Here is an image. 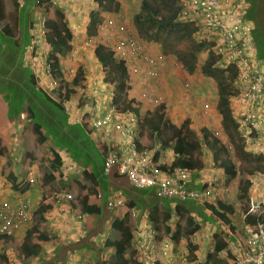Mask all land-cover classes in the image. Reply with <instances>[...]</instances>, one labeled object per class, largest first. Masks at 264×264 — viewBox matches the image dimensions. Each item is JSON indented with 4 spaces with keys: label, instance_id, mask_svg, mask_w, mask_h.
Masks as SVG:
<instances>
[{
    "label": "trees",
    "instance_id": "1",
    "mask_svg": "<svg viewBox=\"0 0 264 264\" xmlns=\"http://www.w3.org/2000/svg\"><path fill=\"white\" fill-rule=\"evenodd\" d=\"M93 3L95 5L89 9L88 20L85 25V32L89 35L95 33V26L99 21L100 12L115 11L119 8L118 0H93ZM24 5L25 2L20 6V9H22ZM33 7L35 11H38L39 4L35 3L34 0ZM177 9L176 0H140L139 10L133 14L134 25L138 32L137 36L159 42L165 51L175 54L178 61L188 72H193L197 68L198 53L206 49L207 55L199 68L203 74L212 78L216 84L217 99L215 108L220 117L222 131L229 145L223 143L222 140L206 126L200 128V136H198L189 126V117H185L179 125H176L166 118L165 104L162 102L151 109H146L145 112L141 114L140 129L142 126L148 128L151 136L154 135V133L158 135V141L162 146H171V151L173 152V158L170 161L171 166L179 165L196 170L202 167L203 162L199 159L198 155L200 150L203 149V145H206L211 152L210 155L213 166L215 168H221L225 176L223 182L226 184L238 174V167L241 163L246 166L250 165L251 168L241 170L242 178L238 181L236 186L238 192L237 198L242 201L244 205L245 200L248 199L246 195L248 186L250 185L249 176L255 171L264 172V166H255V164L252 165L251 163L264 160V155H254L246 149V143L240 136L238 130L237 120L232 114L230 98L237 94V89L234 85L237 76L236 69L234 66H230L228 69L224 70L216 65L217 57L211 47L212 43L206 39L195 38L194 26L191 23L175 19L177 16ZM63 13L64 12L59 7H45L44 44H46L48 49L46 53L52 77L55 80L58 79L53 90L57 99L44 92L40 87H37L36 91L38 94H42L56 109L64 112L68 120V114L64 109L63 102L69 100L71 95L75 92V86L80 84L83 80L84 72L82 67L78 66L74 76L70 80H66L60 68L59 54L72 47V33L64 19ZM5 17L3 0H0V29L3 34H9V26L4 22ZM242 18L244 19V16ZM170 35L175 37L179 42H184L186 44L185 48L167 49V39ZM25 48L27 49V47ZM94 54L101 64V72H103L104 81L113 89V95H109L110 101L108 105L114 104L119 110L129 109L138 113L140 101L138 98L129 96L131 83L124 60L116 58L112 50L102 42L95 44ZM29 73V81L34 87L35 73L31 70ZM27 95L28 98L22 99L23 108L21 111L16 112V114H12L11 103L0 95V157L4 156L9 150L8 133L5 131L6 121H11L13 118L22 120L21 114L27 112V118L32 121L33 131L36 133V142L41 144L48 140L50 144L49 153L46 154L42 160L39 159L35 161V164L38 166L39 163L44 160L45 165L50 169L49 172L43 174L41 182L42 184H48L53 181H59L62 177L61 171H59L61 159L54 150L57 146L53 138L56 137L57 139L60 134L63 135V139L74 138V133L65 131L59 126V121L51 120V118V121L49 120L48 122L49 124L46 123L43 116L44 110L41 109L39 105L41 97L39 98L38 95L34 96V94L29 93H27ZM29 101L33 104L37 102L35 108ZM1 110L6 112V120L3 119ZM51 122L57 124L56 129L50 126ZM69 123L79 125L81 129L87 133V139L84 138V140L86 139L85 141L83 140L80 142L77 139L72 140L73 146H76L77 149H74V151L72 150L71 153L72 160L79 162L80 166L84 167V169H82V175L86 182H88V184H81V195L78 199V204L80 210L84 213L86 224L84 236L81 240L82 244L84 243L83 245L90 246L94 251V260L96 264H142L135 256V248L132 247L133 230L130 227L131 224L127 220L129 217V210L124 211L121 217H113L110 221L109 232L102 246L110 249V252L105 258L101 259L99 256L101 248L96 247L93 243H86L100 231V224L106 216L107 212L102 201L104 197L103 192H107L108 186L114 190L121 189L122 184L116 181L115 177H118V175L113 169L107 174L102 173L103 147L88 136L90 129L86 126V123H73L71 121ZM163 130H165V133ZM141 142L144 143L142 136ZM59 143H61V141L58 142V145ZM85 145L88 146V152L85 151ZM51 147L54 148L52 149ZM58 147V149L61 148L60 145ZM92 147L96 150L98 160H100L97 166H94L91 161L93 156H91L92 153L90 154V148ZM231 152H233V158L231 157ZM84 153L88 154L89 160L84 158ZM234 160H238L237 165ZM108 177L110 178L108 179ZM6 179L9 180L14 190L26 187L25 180L16 182L11 172L6 174ZM162 202L164 203V208L160 211L157 210L156 202L151 204L148 210V220L151 222L152 229L154 230L159 229V222H161L163 232L166 234L169 233L170 238L174 241L179 239L181 233L179 219H183L184 221V229L182 232L185 237L199 228V222L195 220L193 214L190 212H194L204 219L205 222H209L210 224L213 223L215 219L229 224V216H231L233 212L230 204H223L220 201H216L215 206L205 202L197 203V201L194 200L175 201L173 208L169 207L168 201L162 200ZM125 203L124 206L126 209L136 205V202L132 198L127 199ZM203 207L210 211L209 215L204 214L202 211ZM50 208L51 201H43L38 209H36L35 213L40 215L43 211ZM171 211L177 215V220L173 229L170 228L168 222L171 218ZM245 212L246 209L244 211L243 220L248 226H252L257 221H264V213L257 216L253 213ZM228 227H230V224ZM212 236L214 238L212 249L205 254L203 264H231L229 262L230 254L228 252L226 253V259H222L219 256V253L226 247L225 241L216 233H213ZM5 240L6 238L0 237V261L2 263L7 262L5 255L6 250L3 247V243L6 242ZM48 240L49 236L42 232L37 227V224L34 223L33 226L29 227L24 232L17 248L14 250V256L26 262L27 258L34 256L38 252L39 242ZM80 242L72 243L65 247V249H72L71 251H74L80 247ZM185 245L190 255L189 258L191 260L195 259V254L193 252L196 245L189 239L186 240ZM63 248L62 251H64ZM57 259L58 258L42 264H54ZM195 264L201 263L195 262Z\"/></svg>",
    "mask_w": 264,
    "mask_h": 264
},
{
    "label": "rangeland",
    "instance_id": "2",
    "mask_svg": "<svg viewBox=\"0 0 264 264\" xmlns=\"http://www.w3.org/2000/svg\"><path fill=\"white\" fill-rule=\"evenodd\" d=\"M58 1L57 3L51 4L50 8L57 7ZM73 1L74 0H72V2ZM118 1L119 8L115 11L112 10V12H109V14L114 18V20L119 21V23L125 24L127 28L134 32V34L137 36L138 32L137 28H135L134 25L133 14L139 10L140 0ZM242 1L245 5L243 8V16L250 25L251 36L254 41L253 44L257 49L256 52L258 51L257 57L260 59H264V0ZM60 2H62L63 7L69 1L61 0ZM78 2L81 1L75 0V4L73 5L71 3L70 8L68 9L73 10L74 7H76L75 12H77L82 8V6L77 4ZM32 4L33 0H25L24 7L20 9L18 3L15 0H3L4 13L6 15L4 22H6V24L9 26V34H3L0 30V90L3 94L2 96L11 103L12 114H16V112L21 111V109L23 108L22 99L28 98L27 93L34 94V96L38 95L39 98L41 97V102L39 101V105L40 108L44 110V121L48 123L50 118L51 120L59 121L60 127H62L65 131L74 133V138L71 137L63 139L62 134H60L57 139L56 137L53 138L54 143L57 146L55 148L58 149V146L60 145V149L67 154L66 155L62 153L61 151V155L68 157L70 161L73 162L74 160H72L71 153L72 150L74 151V149L77 148L76 146H73L72 140L77 139L78 141L82 142L84 138L87 137V133L83 131L79 125L69 123L64 112L56 109L43 97L42 94H38V92L36 91V88L40 87V89H43L44 92L56 98L53 90L55 82H57L58 79L53 82L50 77L43 75L42 71H38L36 74L30 67H27L24 64V58L26 57L25 47L29 41L30 23L31 25L35 24V17L37 14ZM81 15H85L84 10L82 11ZM77 27L80 31L74 33V41L72 43V46L74 44V48L76 49V51L73 52L71 49H69L63 52L64 55L67 54L66 57L62 58V69L64 72L63 75L65 78H71L77 72V67L81 66L82 70H85L84 74L86 73L90 74L91 76L93 75L98 79V83L88 84L87 79L83 78V80H85V83L83 84L82 80V85L80 83L76 86L75 92L69 99L73 102H76V100H80L81 103H78L77 106L78 108L80 107L81 110H85L84 117L93 114L96 116V114H100V110H104L106 106H108V102L110 101L109 95H111V88L106 82H104L103 72H101L100 64L93 56V44L97 43V38L100 41L99 36L96 39L95 37L91 38L86 36L83 31V23H79ZM137 37L142 41L147 52H161L164 56V65L161 68L160 75L157 79L150 80L149 86L158 96L160 102L164 103L165 108L168 109L166 110L168 118H170L175 124H178L185 117H189V126L195 131L196 134H198V136H200V128L206 126L211 130V132L217 135L223 143L229 145V142L224 132L222 131L220 117L215 108L217 99L216 84L212 78L203 74L199 68L200 64L203 62L207 55L206 49L198 53L197 68L193 72H188L178 61L175 54L173 52L165 51L159 42L155 40L145 39L139 36ZM185 46L186 44L184 42H179L172 35H170L167 39V49L169 48L171 50L173 48H185ZM28 68L35 73V88L29 81L30 70ZM84 76L85 75H83V77ZM144 85L141 87H145ZM141 87L138 88L137 86H135V89H133L134 91H132V93L130 92V96H141V94L143 93V88ZM100 88H102V90H100ZM138 100L140 101V108L138 112L139 117H141V114H143L146 109H151L156 106L148 99L141 98V100ZM36 103L37 102L33 104L30 102V104H32L34 108ZM204 103H208V107L206 110L204 109L205 107H203ZM28 119L29 118L26 117L24 120V125H21V136L19 137V139L18 136L16 137L19 141H16V144L14 145L10 144V152H14L13 155L10 156L11 160L9 161V163L6 162V165L4 164V162H0V166H2L0 170V185H6L9 183V180L6 179V174L8 173V171L11 172V174H13L15 177L19 178L20 176H23L24 179L25 177H28L27 174L29 172L27 173V171L32 165L34 167V170L30 169V171L32 172V176H34V174L38 172L39 179H41L44 173L49 172L48 166L45 165L44 160L43 162H40L38 166H36L37 164H35V161L39 159L42 160L50 149L49 141L47 140L41 144H38L36 142V133L32 129V121H29ZM50 126L53 129L57 128V124H54V122H51ZM140 132L144 139V143L149 148L153 149L156 155H161L163 160L166 159L165 161H169L173 157L171 146H162L158 141V135L156 133L151 136L150 130L143 126L141 127ZM163 132L165 133V130H163ZM19 133L20 132H18V134ZM88 136L90 137L89 132ZM60 141L61 143H59L58 145V142ZM246 147L252 153H257L256 147H254L253 145L247 144ZM85 151L88 152V146L86 145ZM91 153V156H93V159L91 158V161L93 162L94 166H97L100 163V160H98L96 150L93 147L90 148V154ZM210 153L211 152L209 148L206 145H203V149L200 150L198 155L199 159L203 162V165L197 170H201V172L203 173L201 175L202 177H207L214 183L212 184V198L210 202H215L219 197L224 203L226 202L233 204L235 212L233 215L229 216V224H231L232 226L234 225L233 227L236 228L237 232H240L243 226L246 225L243 220V215L247 207V199L245 200V204L243 205V202L237 198L238 192L236 186L238 184V181L242 178L241 170H246V168H251V166H246L245 164L241 163V165H239L238 167V174L233 178V180H231L230 184H226L223 182L225 176L222 175L220 170L213 167ZM84 158L89 160L87 153H84ZM235 164L237 165L236 161ZM251 164H255V166H264V160L254 161ZM64 168L67 169L69 167L66 168L64 166ZM75 168H77L75 169V171L72 169H67L69 175L67 176L65 174L64 180L55 181L49 184V186L43 187L42 193H44V196H46V198H51L53 201V195L58 191L70 193L72 198L70 202L66 204L68 205V208L69 206L72 208L71 211H73L74 209L75 211H77V213L80 214L81 210L78 204V199L81 195V184H88V182H86V180L84 179L81 171V166H79L77 162H75ZM70 172L72 173L70 174ZM109 178L110 177H108V179ZM39 179L37 184L39 183ZM249 179L250 185L248 188L250 189L249 193L251 194V190L254 185L253 182L260 180V177L256 173H254L252 176H249ZM118 180L123 184L122 188L125 190V195L134 199V201L136 202V205L132 206L134 212H131V207L126 209V207L124 206V204H126L125 202H127L126 199L123 200L120 196H113V194H111L109 196L110 203L108 204L110 208L108 209L109 212L106 210V212H108V215H106V219H110V217H121L124 211L129 210V217L127 220L131 224L130 227L133 230L132 247L135 248V256L137 258L141 257L144 259L143 252L139 248H137L138 244L142 243L143 245L148 246V248L145 249L146 253H148V256L156 258L158 261H162L163 264H177V251L188 252L185 242L189 239L196 245V248L193 252L195 254V259H193L194 263L200 262L201 264H203L205 254L211 251L212 244L214 242L213 236L209 234L211 230L213 229V232L218 234V236L226 242L230 239L229 234H232L233 231H235L230 230V228L225 223L217 221V219H215V221L211 224L209 222H205L204 219L192 212L195 220L199 222V228L192 234H189V236L185 237V235L183 234L182 230L184 229V221L183 219H179L181 233L177 241H174L172 238H170L169 233L166 234L163 232L161 222H159V229L154 230L156 233L155 237L151 239L147 235V229H149V227L152 228L151 222L148 221L149 226L142 227L139 221L141 218L146 216L145 212L150 209L153 202H156L157 207L158 202H162V200L164 199L158 197L155 194L153 187L151 186L143 188L132 187L125 175H120L118 177ZM25 183L26 188L28 187L30 189H37L36 184H34L35 186L28 185L26 180ZM260 185L261 186H259L257 189V191L260 193L258 197L264 199V184L260 183ZM108 191L109 190H107V192H103V205L104 203H106L105 199ZM11 196L12 195L3 194L0 195V198H5V200L9 201L12 200ZM247 196L248 195H246V197ZM166 201L169 202V205L171 204L169 200ZM203 209L205 208L203 207ZM202 211L204 212V214H207L204 210ZM69 213L71 214L72 212ZM173 215V218L168 221L171 229L174 228V224L177 220V215L174 214V212ZM67 217L71 218L72 216L68 214ZM37 223H39V221ZM101 225L102 223L100 224V228ZM107 232H109V227L107 228ZM95 238L97 239V242L102 241V237L97 236ZM163 238H169L171 240L170 246H172V249L171 251L169 250L168 253L172 254V260H170L169 262L159 257L158 246L161 239ZM10 240L11 241H6L3 245V247L6 248V251H8L10 259L6 263H2L0 261V264H26L25 261H22L14 256V250L18 246L17 242L19 240V237H12V239ZM63 250H65V247L63 248ZM103 250H106L105 253H102V255L104 256L103 258H105V256L110 252V249L103 247ZM226 253L227 251L224 252L223 250L220 257L222 259H226ZM58 255H60V257H63V254L61 255V252L58 253ZM94 255V251L90 250V252L87 253V258L84 259L82 257V259H78V256H75L73 261H77L71 264H96ZM188 256L190 255L188 254ZM67 262H70V260Z\"/></svg>",
    "mask_w": 264,
    "mask_h": 264
},
{
    "label": "built area",
    "instance_id": "3",
    "mask_svg": "<svg viewBox=\"0 0 264 264\" xmlns=\"http://www.w3.org/2000/svg\"><path fill=\"white\" fill-rule=\"evenodd\" d=\"M57 1L34 0L39 7L35 24L30 27V40L24 59L26 66L35 73L42 71L53 82L55 79L52 77L47 53L42 51V47L47 49L44 44L45 7H50ZM176 4L178 9L175 19L191 23L195 38L206 39L212 43L211 47L217 57L216 65L224 70L230 66L235 67L237 76L234 85L237 94L230 98V104L234 103L236 110L232 112L246 145L256 147L257 153L254 154L264 155V59L257 57L250 25L242 18L245 6L243 1L176 0ZM97 34L99 42L110 48L116 58L124 60L130 83L138 84L142 80L140 83L146 84L138 98L158 104L160 100L150 88L149 81L160 75L164 65L162 53L147 52L134 32L125 24L114 20L111 15H105L99 20ZM109 87L112 95V87ZM77 104L78 102L71 100L63 102L70 121L85 122L95 141L102 145L103 173H108L113 168L115 173L125 175L132 187L151 186L155 194L163 199L194 200L200 203H208L211 199L213 181L199 179L196 186L187 185L195 169L171 166L170 161L160 160L153 149L141 142L137 112L119 110L114 104H109L103 113L84 117L85 110L78 108ZM203 107L206 110L208 103H204ZM254 173L264 183V172ZM28 181L32 184L34 179L30 178ZM53 196L55 201L69 202L72 198L70 193L62 191L54 193ZM131 212H134L133 207ZM245 213L257 216L263 214L264 199L260 203L249 201ZM31 221L32 209L29 200L0 201V237H13L18 229L29 225ZM147 231L149 238L153 239L156 234L154 229L149 227ZM170 245L171 240L163 238L158 246L159 257L167 262L172 260V254L168 253L172 249ZM137 248L143 252L145 264H163L162 261L148 256L145 251L147 245L139 243ZM225 251L230 254L231 264H264V221H257L252 226L244 225L239 236L226 242ZM221 254L222 251L219 256ZM177 261V264H195L187 251H177Z\"/></svg>",
    "mask_w": 264,
    "mask_h": 264
},
{
    "label": "crops",
    "instance_id": "4",
    "mask_svg": "<svg viewBox=\"0 0 264 264\" xmlns=\"http://www.w3.org/2000/svg\"><path fill=\"white\" fill-rule=\"evenodd\" d=\"M15 1L18 3L19 8L25 2V0H22V1L21 0H15ZM60 1L61 0L58 1V4H57L58 6L57 7H59L64 12L63 13L64 14V19L66 20L67 25H68L71 33H72V37H71L72 43L74 41V39H73L74 33L80 31L78 29V27H77V25L79 23L80 24L83 23V31H84V34L86 36L91 37V38L92 37H95V39L99 36V34H97L99 21L97 22V24L95 26V33L89 35V34H87L85 32V25H86L87 20H88V11H89V9L91 7H93L95 5L93 3V0H80L81 2H78L77 4L80 5V6H82V8L79 9L77 12H75L76 11V7H74L73 10L72 9H70V10L68 9V8H70L71 3L73 5L75 4V0L73 2H72V0H68L69 2L67 4H65V6H63V7H62V2H60ZM83 10H84V14L85 15H81V13H82ZM109 12H112V11H102V12H100L99 18L101 19L105 15H110ZM14 39H15V37H14ZM98 42H99V39L97 38V43ZM94 46H95V44H93V49H92L93 56L97 60V58H96V56L94 54ZM74 47L75 46L73 44V46L71 47V50L73 52L76 51V49ZM42 48H43V50H42L43 52L46 51V47L43 46ZM25 54H26V52H25ZM66 55L67 54L64 55L63 53L59 54V58H60V68H61L62 72H63V69H62V64H63L62 58L63 57H66ZM97 62L99 63L98 60H97ZM100 67H101V64H100ZM83 72H85V70H83ZM84 75L85 76L83 78L87 79V83L88 84L89 83H91V84L98 83V79L95 78V76H93V75L91 76L90 74H86V73ZM71 78H65V79L66 80H70ZM141 81L142 80H139V83L138 84H137V82H135L134 84H131V89L129 91V96H130V92L132 93V91H134L133 89H135V86H137L138 88H140L141 86L144 85L143 83H140ZM82 83L84 84L85 83V80H83ZM82 83H81V85H82ZM75 89H76V86H75ZM92 92H94V91H92ZM0 95H3L2 92H1V90H0ZM133 97L138 98L139 96L138 95H135ZM76 102L81 103L80 100H76ZM230 106L232 108V111L234 110V112H235L236 107H235L234 103H231ZM233 107H234V109H233ZM166 110H168V109L165 108V111ZM104 111H105V109L104 110L102 109V110H100V113H103ZM25 113H26V115H25ZM165 114H166V118H168L167 112H165ZM232 114H233V112H232ZM1 115H2L3 119L6 120V112H4V111L1 110ZM21 116H23L22 117V120H19L17 118H13V120H11V121H8V120L6 121L5 131L8 133V146H9V150H8V152L4 156L0 157V162H4L5 165H6V162L9 163V161L11 160L10 159L11 158L10 156H12L13 153H14V152L13 153L10 152L11 151V145L16 144V141H19V140H17L16 137L18 136V139H19V137L21 136L22 130L20 128H21V125L22 126L24 125V120L27 117V112H23L21 114ZM168 119L170 121H172L170 118H168ZM28 120L30 121V119H28ZM68 121L70 122V117L69 116H68ZM181 122H182V120L178 124H176V125H179ZM32 129H33V125H32ZM18 132H20V133L18 134ZM89 134H90V132H89ZM90 138L94 142H96L95 139L93 138V136L91 134H90ZM11 141H12V143H11ZM51 148L53 149L54 147H51ZM55 150H56V152L58 153V155H59V157L61 159V165L59 167V171H61L62 177H61L60 180H64L65 179V174L67 176L69 175L67 169L68 170H71L72 169L74 171H75V169H77V168H75V162L76 161L75 162L74 161L71 162L68 157L61 155L62 153L66 154L61 149L55 148ZM49 151L50 150H48V152L46 154H48ZM61 151H62V153H61ZM158 158L160 160L163 159L161 157V155H158ZM172 158L169 161H171ZM77 163L80 166V163L79 162H77ZM64 166L66 168L67 167H69V168L65 169ZM30 169L31 170H34L33 165L29 167V169L27 171V173L29 172L27 174L28 177H25V179H24L23 176L22 177L20 176L19 178H17L13 174L12 175H13V177H14V179H15L16 182H19L21 180H26V182H27L28 185H34V184H36L37 185V189H30L28 187L27 188L26 187H23V188H21L19 190H14V189H12V187L10 185V182L8 184H6V185H3V184L0 185V195H3V194L4 195L5 194L12 195L11 196L12 197V201H15L16 199H27V200L30 201V205H31V209H32V221L30 222L29 225H27L25 227H22V228H20V229H18L16 231V233L13 236V238H15L16 236L19 237V240H18L17 243L19 244V242H20L22 236L24 235V232L26 231V229H28L29 227L33 226L34 223L37 224V227L42 232H44L45 234H47L49 236V240L48 241L39 242L38 252L34 256L27 258L26 259V264H42V263L47 262V261H52V260H54L56 258H58V259L55 260L54 264H71V263H74V262L77 261V260L73 261V259H74L75 256L76 257L78 256V259L79 258L82 259V257L84 259L87 258V253H89L90 250L92 251V249L90 248V246L83 245L84 243L82 244V241H81L82 238H83V236H84L85 229H86L84 213L81 211V213H80L81 215H80L74 209H73V211H71L72 208L70 206L68 208V205L66 204V203H69L70 201L69 202L68 201H63V200L55 201V198H53L54 199V201H53L51 198L50 199L49 198H46V196H44V193H42L43 187L49 186V184H51V183H53L55 181H53L51 183H48V184H44V183L42 184V182H41L42 181V177H41V179L38 178L39 177L38 172L35 173L34 176H32V172L30 171ZM36 169H37V167H36ZM81 169H84V167L81 166ZM48 170H50L49 167H48ZM30 172H31V174H30ZM72 172H70V174ZM194 173L191 175V180H189L187 182V185H189V186H196L199 179L208 180L207 177L204 178V177L201 176L203 174L201 172V170L198 171V170L195 169ZM103 174H107V173H103ZM117 175L119 177L121 174H117ZM118 177H115V179H116L117 182L121 183L118 180ZM30 178H33L34 179V182L32 184H30L29 181H28ZM38 179H39V183L37 184ZM230 183H231V181L228 182V184H230ZM260 183L262 184L263 182L261 180H257V181H254L253 182L254 185H253V188L251 190V194L249 193V190L250 189L249 188L247 189L248 190V193H247V195H248L247 196L248 202L249 201H253L255 203H260V201L263 200V198H259L258 197L260 195V193L257 191V189H258L259 186H261ZM111 184H112V182H111ZM108 190L109 191H108V193L106 195V199H105L106 200V203H104L105 208H106L105 210H107L108 212H109L108 209L110 208V206L108 205V200H109V196L111 194H113V196L114 195L120 196L123 200H125V199L127 200V199L130 198V197H128V196L125 195V190L123 188H121V189H115L114 190L113 188H111L110 186H108ZM2 200H5V198H0V201H2ZM164 200H169L171 202V204L170 205L168 204V205H169L170 208H173V204L175 202L174 200H172V199H164ZM210 200L208 201V203L213 204L214 206H215V202L216 201H220V202H222L224 204V202L221 201V199L219 197L213 203L210 202ZM43 201L44 202L51 201V208L48 209V210H46V211H43L40 215L39 214H36L35 213L36 212V209H38V207L41 205V203H43ZM225 204H230L231 205L232 203H226L225 202ZM231 206H232V209H233V212H232L231 215H233L234 212H235V209H234L233 204ZM162 208H164V203L163 202H158L157 210L160 211ZM203 210L208 215L210 214V211L209 210H207V209H203ZM69 212H72V213L70 214ZM108 212L106 213V215H108ZM190 213L192 214V212H190ZM68 214L71 215L72 217L71 218H68L67 217ZM145 214H146L147 217L144 216L139 221L141 223V226L142 227L143 226L144 227L145 226H149V222H148L149 220H148V215H147L148 214V210H147V212H145ZM172 216H174L173 215V211H171V216H170L171 218H170V220L173 218ZM106 217L107 216H105V218L103 219V222H102L100 231L95 236H93L91 239H89L86 242L87 244L88 243H93V245H95L96 247H101L100 250L102 252L99 255L101 259H103V257H104L102 255V253H105L106 252V250H103V247H102L103 246V241H104V239H105V237H106V235L108 233L107 232V228L109 227L110 221L113 218V217H110V219H106ZM38 221H39V223H37ZM217 221H220V220L217 219ZM228 221L230 222V220H228ZM222 223H225V222H222ZM226 225L229 226V224H227V223H226ZM233 226L230 224V227H231V228L229 227L230 230H232V231L235 230V231H233L232 234L231 233L229 234V236H230V239L229 240L233 239V237H235V236H239V232H237L236 228H234ZM213 233L214 232H213V229H212L209 234H211V236H212ZM97 236L102 237V241L101 242H97V239L95 238ZM3 238H6L5 241H11L10 239H12V237H3ZM76 242H80V247H78V249H76L74 251L66 250L65 249L64 251H62V248L63 247H67L70 244L76 243ZM4 244L5 243H3V245ZM4 249L6 250V248H4ZM60 252H61V255L63 254L62 255L63 257H60V255H58V253H60ZM12 254H11V256H12ZM5 255H6L7 261H9L10 257H9L8 251H6ZM69 260H70V262H67ZM138 260H140L142 262V264H145V260L143 258L140 257V258H138ZM22 261H24V260H22Z\"/></svg>",
    "mask_w": 264,
    "mask_h": 264
},
{
    "label": "clouds",
    "instance_id": "5",
    "mask_svg": "<svg viewBox=\"0 0 264 264\" xmlns=\"http://www.w3.org/2000/svg\"><path fill=\"white\" fill-rule=\"evenodd\" d=\"M99 20H100V18H99ZM105 82V81H104ZM108 84V83H107ZM109 85V84H108ZM110 86V85H109ZM112 91H113V89H112ZM112 95H113V92H112ZM111 95V96H112ZM160 103V102H159ZM158 103V104H159ZM157 105V104H156ZM139 119H140V117H139ZM246 149H247V147H246ZM248 150V149H247ZM249 151V150H248ZM155 152V151H154ZM249 152H251V151H249ZM252 153V152H251ZM254 154V153H253ZM156 155V154H155ZM232 155H233V152H231V157H232ZM256 155H259V154H256ZM156 156H158V155H156ZM233 158V157H232ZM234 161H236V160H234ZM237 163H238V161H236ZM213 165V164H212ZM214 167V166H213ZM215 168V167H214ZM216 169H218V170H220V172L222 173V170H221V168H216ZM257 172V171H256ZM222 175H224L223 173H222ZM233 180V179H232ZM214 184V183H213ZM210 200V199H209ZM247 201H248V199H247ZM246 210H247V207H246Z\"/></svg>",
    "mask_w": 264,
    "mask_h": 264
}]
</instances>
